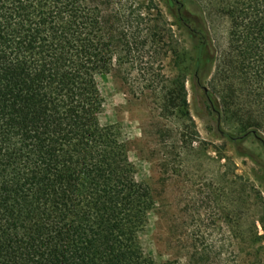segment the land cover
Returning a JSON list of instances; mask_svg holds the SVG:
<instances>
[{
    "label": "trees",
    "instance_id": "16d2710c",
    "mask_svg": "<svg viewBox=\"0 0 264 264\" xmlns=\"http://www.w3.org/2000/svg\"><path fill=\"white\" fill-rule=\"evenodd\" d=\"M174 2L202 27L219 126L238 119L264 146V0ZM221 18L223 49L210 32ZM169 31L156 0H0V264H157L139 249L154 198L100 122L96 79L135 71L162 87ZM185 84L179 73L168 102L187 114Z\"/></svg>",
    "mask_w": 264,
    "mask_h": 264
},
{
    "label": "rangeland",
    "instance_id": "374dc122",
    "mask_svg": "<svg viewBox=\"0 0 264 264\" xmlns=\"http://www.w3.org/2000/svg\"><path fill=\"white\" fill-rule=\"evenodd\" d=\"M170 30L157 90L132 71L97 77L100 122L127 146L135 179L149 185L154 208L139 249L157 264H264V146L236 120L218 118L201 86L215 64L201 51L202 27L178 19L174 0H156ZM227 21L210 25L223 49ZM199 57L197 63L196 59ZM186 77L188 113L168 102L172 83ZM227 134H231L229 137Z\"/></svg>",
    "mask_w": 264,
    "mask_h": 264
}]
</instances>
